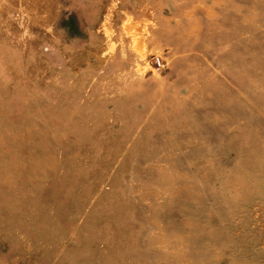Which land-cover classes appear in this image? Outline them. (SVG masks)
Segmentation results:
<instances>
[{
  "label": "rangeland",
  "instance_id": "rangeland-1",
  "mask_svg": "<svg viewBox=\"0 0 264 264\" xmlns=\"http://www.w3.org/2000/svg\"><path fill=\"white\" fill-rule=\"evenodd\" d=\"M0 264H264V0H0Z\"/></svg>",
  "mask_w": 264,
  "mask_h": 264
},
{
  "label": "built area",
  "instance_id": "built-area-1",
  "mask_svg": "<svg viewBox=\"0 0 264 264\" xmlns=\"http://www.w3.org/2000/svg\"><path fill=\"white\" fill-rule=\"evenodd\" d=\"M156 65H157V68L160 69L164 66V63L161 61V59L159 58H156V61H155Z\"/></svg>",
  "mask_w": 264,
  "mask_h": 264
}]
</instances>
